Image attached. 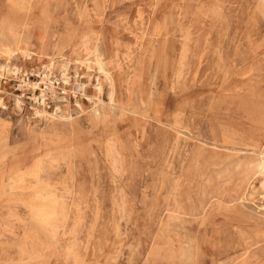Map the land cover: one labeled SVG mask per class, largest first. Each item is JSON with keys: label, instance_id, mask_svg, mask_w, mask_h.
I'll return each instance as SVG.
<instances>
[{"label": "rangeland", "instance_id": "1", "mask_svg": "<svg viewBox=\"0 0 264 264\" xmlns=\"http://www.w3.org/2000/svg\"><path fill=\"white\" fill-rule=\"evenodd\" d=\"M97 37L113 103L74 66ZM6 63L0 264H264L258 155L222 144L264 129V0H0ZM57 105L69 121L34 114Z\"/></svg>", "mask_w": 264, "mask_h": 264}, {"label": "bare ground", "instance_id": "2", "mask_svg": "<svg viewBox=\"0 0 264 264\" xmlns=\"http://www.w3.org/2000/svg\"><path fill=\"white\" fill-rule=\"evenodd\" d=\"M21 1H23V0H21ZM31 2H33V1H31ZM41 10L43 11V9H41ZM141 34H142V36H144L145 35V31H141ZM98 36H100V35H98ZM62 38H63V41H65V43L70 44V39L71 38H70V35L67 33V31L65 32V34H63V37ZM81 43L84 46L87 43V41L84 40V41H81ZM55 48H57V47H55ZM74 48L72 50L75 52V55L77 56L76 59L73 60V61L77 62V64L74 65V66L76 68L77 67L83 68L85 70V72H86L85 74H87V77H90V71H92L93 68H97L98 71H99V73L102 74L103 79L100 80L99 77H96V83L94 85V89L96 90V93L97 94H101L102 91H103V89L106 86V83L108 82L109 85H110L108 87H111V89H110L111 90V93H110V96H108V97H110L109 98L110 102L113 103L112 95L115 94V92H116V84H115V79H114V76H113V73H112L111 70H112L113 67H118L119 66L118 65L119 64V61L117 59H116V62H115V60H113L114 57L115 58L117 57V53H114V55L112 57V54H110V52H106L103 49V47H102L101 37H97L96 40L93 42V44H91V47L84 46L83 49H84V52L85 53H84V55L81 58H80V55H78V51L82 47H80L78 45H75ZM185 51H186V49H184L181 54H183ZM114 52H116V50ZM20 54L24 58H27V59L30 57L29 50L28 51L27 50H21L20 51ZM131 54H132V50L130 48V50L128 51V53L125 55L127 57V59H129V57L131 56ZM181 57L183 59L185 57V55H181ZM68 63L69 62L67 60H65V59H61V61H60V76H61V80H62V82H63L64 85H66L69 82V80H70L69 79V76H68V73H67V71L69 69ZM44 68L46 69V68H48V66L47 67H44ZM22 72H23V70H22ZM7 73H11V74L17 75V74H20L21 71H19V67L11 66V64L6 63L3 66H0V78L3 75L7 74ZM178 74H181V73H178ZM24 79H21V83L22 84L19 85L20 88L21 87H24V86H29V87H32L34 89V88H37L39 86V83H30L28 81H25ZM90 79H91V77H90ZM42 82L45 85L44 89L48 90V92H50V94H51V96H53V98H57L56 95H55V92L51 89L52 82L48 78L47 73H45L42 76ZM74 86L72 87L73 89H76L77 91H81L82 92V95H86L85 94V88H86L87 85L85 83L84 84L78 83L77 82V78H75ZM74 92L75 91H73V93ZM45 95H46L45 91L42 90L41 99H43V97ZM60 100H63V98H61ZM98 103L101 106L103 105V103H102V101L100 99H99V102ZM20 104H21L20 98L19 97H15V105L19 108L20 107ZM74 108L78 112H81L83 107H82L81 104H79L76 101V103L74 105ZM60 111H61V108H60L59 105H57L55 112L52 113V114H49V113H47V112H45L43 110H39L37 108L35 109L34 114L36 116L44 119L45 121H52V123H54L55 122V119H58V118H60L61 120H65V121H69V119H71V116H72L70 114L71 110L69 111V114L67 113L66 116H64V117L61 114H59ZM258 131L260 132V134H259V139L256 140V141H253L252 140L251 142H247V141L233 139V138L230 137V138H227L226 140H224L222 144L224 146L229 147V148H232V149H246V150H251V151L257 153L258 158H259V167H258V173H257V176L260 177V180H259V190H260V193L262 194L261 196L264 199V144L262 145V142H264V129H260ZM34 161H36V159ZM35 164H37V163H35ZM35 184H36V181H35ZM10 189L13 190V188H10ZM27 191H29V190H27ZM178 212H179L178 210L175 211V213H177V214H178ZM235 222H237V221H235ZM254 244L255 243L249 244L248 245L249 248L252 247Z\"/></svg>", "mask_w": 264, "mask_h": 264}]
</instances>
